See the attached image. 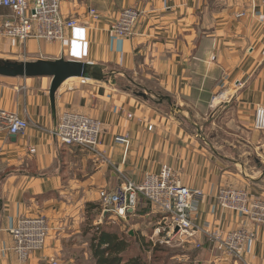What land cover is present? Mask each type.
Segmentation results:
<instances>
[{"label": "crops", "instance_id": "obj_1", "mask_svg": "<svg viewBox=\"0 0 264 264\" xmlns=\"http://www.w3.org/2000/svg\"><path fill=\"white\" fill-rule=\"evenodd\" d=\"M131 7L142 16L134 37L126 40L109 29ZM90 9L98 11V20L90 17ZM61 15L88 28L85 62L101 68L107 79L68 80L53 107L51 78L0 76V110L29 123L16 139L0 133V264H21L11 230L20 219L33 216L46 217L51 234L45 249L26 264H69L62 257L80 248L87 204L98 202L101 190H113L126 180L140 183L164 166L187 187L204 191V201L191 214L200 228L254 232L242 262L231 263L264 264V227L238 213H221L215 198L228 185L264 195V179H247L226 168L221 151L195 125L188 127L194 113L206 116L211 108L231 102L248 119L264 105V6L254 0H63ZM11 18L9 9H0V62L69 60L70 31L62 43L32 39L23 45L1 33ZM66 112L101 122L96 151L59 144L52 132ZM117 136L127 137L129 146L116 143ZM248 143L264 159V138L253 131ZM139 211L131 216L158 225L165 219L151 207ZM205 240L197 235L189 244ZM211 254L209 260L219 264Z\"/></svg>", "mask_w": 264, "mask_h": 264}, {"label": "built area", "instance_id": "obj_2", "mask_svg": "<svg viewBox=\"0 0 264 264\" xmlns=\"http://www.w3.org/2000/svg\"><path fill=\"white\" fill-rule=\"evenodd\" d=\"M254 1L264 6V0ZM62 2L63 0H0V9H9L12 12V18L5 21L1 33L24 45L32 39L48 44L62 43L66 41V33L70 31L72 35L68 40L71 50L69 60L85 62L89 47L88 28L76 19L64 20L61 15ZM89 15L93 20L99 19V13L95 9H90ZM141 15L137 8L125 9L119 19L110 25L109 30L120 38L130 40L135 35ZM81 81L85 84L89 80ZM257 109L254 128L258 132H264V105ZM28 128L29 123L17 113L0 110V133L19 136ZM52 133L62 146H77L96 151L101 143L102 126L95 118L66 112ZM115 142L127 147L130 143L124 136H117ZM31 152L34 153L35 150ZM99 197L106 213L114 212L123 220H126L131 210L136 209L143 197L152 208L165 214L162 227L156 229V235L165 230L169 237L183 244L204 232L213 244V251L227 260L242 261L247 242L255 239L254 232L248 228L227 232L210 229V226L200 229L191 214L203 201L205 194L202 190L184 185L169 166H164L159 174H147L141 183L126 180L111 191L101 190ZM217 202L223 211L238 212L264 227V196H253L246 190L228 185L218 190ZM49 233L50 227L44 217L19 220L18 225L11 230V235L13 250L21 264H25L32 253L44 249ZM197 247H201V244Z\"/></svg>", "mask_w": 264, "mask_h": 264}, {"label": "rangeland", "instance_id": "obj_3", "mask_svg": "<svg viewBox=\"0 0 264 264\" xmlns=\"http://www.w3.org/2000/svg\"><path fill=\"white\" fill-rule=\"evenodd\" d=\"M131 8H135V7H131ZM22 59L26 60V57L23 56ZM134 90L138 92L140 91L141 94H145L146 96L148 95L147 93L142 92V90H138V89H134ZM217 102L218 101L214 103L217 104ZM257 107L255 109L254 117L249 119L248 117H246L247 115L240 117V115H238L235 103L231 102L229 104L216 107L215 109L211 108L208 115L206 116L199 117L194 113L193 118L189 117V121H188L189 128L192 127V125H195L194 130L198 128V130H200L203 133L204 138H206L208 142H210L212 148L215 149L218 148L221 151L219 152L222 153L223 157L225 158L226 168H231V170L234 169L239 170V173H242L243 176L246 177L247 179L250 178L264 179V159L258 156L255 150H252L250 148V145L248 143V139L250 140L252 138L253 131L255 135L258 136L259 138L262 137L264 138V132H258L254 128L257 118V111H258ZM1 183L2 182L0 181V197H1ZM246 191H248L253 196L254 195L264 196L263 193L258 190L257 192L250 190H246ZM217 194L215 198L218 206ZM99 195L100 192L98 193V199H99L98 203L100 202ZM141 199L143 200L144 198L143 197L140 198L139 201L140 205L138 204L136 209L133 211V213L137 211L138 215H140V211H139L140 209L143 208L145 210H149L150 207L152 208L151 204L147 202L146 199H144L145 202L141 201ZM101 204L100 207H95L97 208L96 210L90 208L89 212L87 211V207H86L84 215L82 216L83 225L81 228L82 233L84 234V238L82 241L78 242L80 246L79 249H75L76 251H74V253L71 252L68 253L67 256L62 257L64 263L66 262L69 264H96L91 251V238H92V234L94 235L96 228L100 227L101 225H103L104 230H108V231L111 230L118 233L119 235L125 236L126 238L125 240L129 244V253L127 254L126 260L134 257H141L143 258L145 264H218L217 261L209 260L211 257H213V254H211V250H212V252L214 253V257L220 261L219 264H230L232 261L235 263L242 262L236 259L227 260L219 253L214 252L213 244L210 243V241L208 240V236L204 232L198 234L206 238V240L201 243V247H197L198 244H194V243L189 244L192 240H194L195 237L192 238L191 240H188L187 242L189 243L182 244L177 239L175 240L169 237V235L165 230H161V233L156 235V229L162 227V225L156 224L155 222L151 221L150 218L145 219V218H139L138 216L136 217L127 216L126 220H123L117 217L114 212L108 211L106 213L103 205ZM0 205H1V201H0ZM218 208L221 211V213L233 212V211H223L219 206ZM160 213L163 214L162 212ZM233 213H238V212H233ZM0 215H1V206H0ZM163 215L165 217V214ZM240 215L243 216L250 223L256 224L251 220H249L246 216L242 214ZM37 217L39 218L44 216H33V217H24V218H37ZM44 219L47 221L50 227V223L48 219L46 217H44ZM136 225L139 226L137 227ZM207 226L209 225H206L204 228H200L199 226L198 227L200 229H206ZM215 229H221L225 232L231 231V230H225L222 227H218ZM131 232H134L133 236L130 234ZM50 234H51V227H50V233L48 239L50 237ZM136 234L140 237V239L144 237V240H141L142 241L141 247L136 242V240H134ZM42 250L32 253L30 257L33 254L40 252ZM30 257L28 258V260L30 259ZM28 260L26 261V263L28 262ZM54 263L62 264L60 261H56V260L51 261L50 264H54Z\"/></svg>", "mask_w": 264, "mask_h": 264}, {"label": "water", "instance_id": "obj_4", "mask_svg": "<svg viewBox=\"0 0 264 264\" xmlns=\"http://www.w3.org/2000/svg\"><path fill=\"white\" fill-rule=\"evenodd\" d=\"M0 76L7 78H38L52 79L50 87V100L55 107L56 94L61 86L70 79H87L104 81L107 75L99 67L86 62L58 59L55 61L38 60L35 62H0ZM146 97L145 94H139ZM161 99H163L161 97ZM168 100V99H167ZM170 102V100H169ZM15 139L16 135H12ZM133 213V210L130 211ZM132 236L134 232L130 233Z\"/></svg>", "mask_w": 264, "mask_h": 264}, {"label": "trees", "instance_id": "obj_5", "mask_svg": "<svg viewBox=\"0 0 264 264\" xmlns=\"http://www.w3.org/2000/svg\"><path fill=\"white\" fill-rule=\"evenodd\" d=\"M101 202L87 204V211L89 209L96 210L95 207H100ZM102 205V204H101ZM134 213H129L128 216ZM125 236L111 230H104L103 225L97 227L94 235L91 238V251L96 264H145L143 258L134 257L126 260L129 253V244L125 240ZM136 242L142 246L144 237H140L136 234L134 238Z\"/></svg>", "mask_w": 264, "mask_h": 264}]
</instances>
